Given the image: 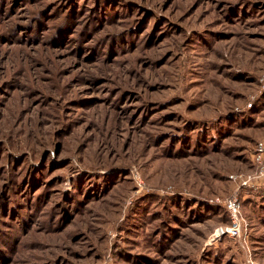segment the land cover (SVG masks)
Here are the masks:
<instances>
[{
    "label": "rangeland",
    "instance_id": "374dc122",
    "mask_svg": "<svg viewBox=\"0 0 264 264\" xmlns=\"http://www.w3.org/2000/svg\"><path fill=\"white\" fill-rule=\"evenodd\" d=\"M260 144L264 0H0V264H264Z\"/></svg>",
    "mask_w": 264,
    "mask_h": 264
},
{
    "label": "built area",
    "instance_id": "2783aa9c",
    "mask_svg": "<svg viewBox=\"0 0 264 264\" xmlns=\"http://www.w3.org/2000/svg\"><path fill=\"white\" fill-rule=\"evenodd\" d=\"M259 152L264 153V145L260 144ZM260 162L262 158H259ZM261 175L264 177V168ZM262 178V177H260ZM226 208L229 212L231 219V226L225 229V232L230 236H237L241 232V204L238 199L234 196L227 200Z\"/></svg>",
    "mask_w": 264,
    "mask_h": 264
},
{
    "label": "trees",
    "instance_id": "16d2710c",
    "mask_svg": "<svg viewBox=\"0 0 264 264\" xmlns=\"http://www.w3.org/2000/svg\"><path fill=\"white\" fill-rule=\"evenodd\" d=\"M252 203H255V202H252ZM256 205H257V203H256ZM263 209H264V202H263ZM228 217H229V220H228V222L227 223H230V215H229V213H228Z\"/></svg>",
    "mask_w": 264,
    "mask_h": 264
}]
</instances>
